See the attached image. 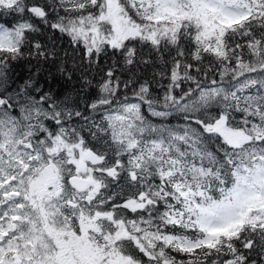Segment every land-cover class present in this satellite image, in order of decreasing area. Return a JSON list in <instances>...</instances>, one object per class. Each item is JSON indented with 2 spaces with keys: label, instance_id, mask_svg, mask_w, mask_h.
Returning a JSON list of instances; mask_svg holds the SVG:
<instances>
[{
  "label": "snow or ice",
  "instance_id": "obj_1",
  "mask_svg": "<svg viewBox=\"0 0 264 264\" xmlns=\"http://www.w3.org/2000/svg\"><path fill=\"white\" fill-rule=\"evenodd\" d=\"M0 264H264V0H0Z\"/></svg>",
  "mask_w": 264,
  "mask_h": 264
}]
</instances>
